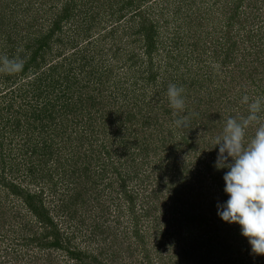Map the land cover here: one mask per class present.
<instances>
[{"label":"trees","instance_id":"obj_1","mask_svg":"<svg viewBox=\"0 0 264 264\" xmlns=\"http://www.w3.org/2000/svg\"><path fill=\"white\" fill-rule=\"evenodd\" d=\"M90 1L96 0H87V2ZM141 1L105 0L107 4L106 15H108L110 20H106V22L108 21L107 25H101L104 23L103 20L97 19L94 11L89 13V9L84 7V4H86L85 0H64L59 10L53 15L52 26L44 33L39 32L33 40L31 39V43L25 46L26 50H30L31 47L33 49L29 57H27V52H22L24 53L22 54L24 57L22 59H25L26 62L23 71L17 73L16 76L19 79L20 77L29 75L26 70L30 65L37 68L41 66L39 61L44 58L42 53L49 48L50 38L55 34V31L63 30L61 27L62 22L69 24L74 17L79 16L81 18L80 26H76L77 33L81 38L84 36L88 37V34L92 36L96 32L99 36L112 41L113 44L120 42H124L123 44H125L127 42L125 37H127V34L131 35L135 49L133 48L132 51L124 52V54L122 53L124 50L122 47L120 51L119 48H116L111 53L117 60H119L117 54L126 55L125 62L122 64H124V67L126 65L130 67L131 78L134 80V83H132L133 89H135L134 91H138L137 97L143 96L144 98L150 93L148 99L155 98L159 101V104L152 108L150 105L151 100L147 99L148 101L139 102L135 98L136 104H133V106L138 108L143 104V107L147 109L144 108L147 113L146 120L150 122V126L155 127L157 124L161 125L163 122L158 121L159 116L152 114L149 117L148 112H152L158 108L159 110L164 109V114H168L170 110L165 106L166 101L163 100L164 94L166 93L167 95L168 85L176 84L177 86H183L186 101L185 114L190 115L191 128L178 129L175 125H172L174 130L163 140V143L169 141L170 143H174L173 147L186 146L189 150H192L191 152L195 155L193 156L194 159L202 163L200 169H192L189 164L185 165L182 180H179V187L186 181L188 182L189 190L177 187L179 191L172 195L174 197L173 200L176 199L178 203L174 209L170 207L167 210V213H169L167 220L173 221L174 225L171 255L184 257L195 264H207V262L218 264L219 260H222L223 264H244L243 258L245 252L250 251V264H264V255L252 254L251 245L247 243V238L241 234L240 225L225 222L217 214V206L222 205L228 199V195L224 192L225 183L223 180V175L228 169H217L215 167L218 146L214 147L211 151L207 150L212 146L214 137L222 132L226 119L229 116H242L238 115V108L241 107V110L243 107L247 108L246 104H238V106L236 104L234 106L232 99L230 97L227 98L230 89H226V84L224 83L227 79H220L222 76L221 73L231 77L232 80L230 79L228 82H235L241 79V83L248 85L250 89V100L254 99L255 96H264V0H214L211 4V9L213 5H216L218 14L212 16L210 11L209 14L203 15V17L201 16L202 19L197 14L190 15L188 21L182 17L183 26H181V35L184 34L183 39L180 41L173 38L174 41L169 47L170 51L164 53V55L166 54L165 59L163 58L164 56L159 57V53H161L158 42L160 40H158L157 35L160 27L159 21L144 19V15L147 14L145 13L146 10L153 8L144 7ZM173 9L172 19L178 23V15L181 13V8L179 5H176ZM140 15H142L141 21L138 20V23L136 22L135 25L131 23L130 29H128L129 32L116 30L115 26L118 25L119 21L129 17V20L135 22L134 19ZM198 19L199 23L192 29L191 25L194 26ZM173 24L175 25L174 22ZM175 27L178 30L177 26ZM11 42L12 40H10ZM184 42L187 43L186 46L188 45L187 48L189 50L186 49L182 52L181 46L184 45ZM14 48L11 47L10 49L14 51ZM86 50L87 48H84V51ZM88 50L86 53L77 56L74 60H81L83 61L82 64L91 65L92 60L99 55L100 59L94 62H97L98 66H101L105 62L106 53L104 46H92V49ZM108 54H110V51ZM235 61L238 63L236 66H233ZM214 64H219L220 68L218 70L215 69L213 67ZM234 73H238L239 76L237 78H235V75L231 76ZM223 76L225 77L226 75ZM4 79L7 82L10 77L5 76ZM41 81L40 78L37 79L36 77H30L28 81L32 84L28 93L32 92L31 97L35 101L43 94V90H40L42 89ZM52 81L55 83L56 79ZM235 92H239V90ZM125 95L124 93L121 97ZM0 97V146L3 147L5 145V142L7 139H10V135L15 132V129L17 131H24L20 135L24 140L21 151L24 156L29 157L28 162L32 165L28 170L41 173L39 181L38 176L29 174L27 179L30 178V182L38 185L36 189H30L26 183L20 181V178H18L19 181L17 180L14 171L16 169L13 165L7 169L10 176L4 175V170L0 171V188L17 195L21 201V205L26 208L29 215L35 221L32 226L31 222L26 223V228L23 229H27V237L21 243L20 241L17 243L30 247V250H37L38 248L45 251L47 260L45 264H53L52 252L55 251L63 253L66 261H75L74 264H91V261L99 262L96 257L82 252L71 243V239L62 230L58 219L53 216L52 213H55V207L53 208L52 205L49 206L45 195L46 192L43 188V185L48 182L49 184L46 187L52 186L54 190L57 189L50 165L55 166L57 162L60 163L64 154L71 157L76 155L80 161V165L73 173L79 170L81 176H85V173L88 172V178H90L89 175L91 174V160L94 163L97 160V169L103 168L102 174H98V179L100 180L104 177V173L109 170L106 169V166L110 167V165H113V173L116 174L115 178L118 180V185L121 188L119 195L110 198L114 201L117 200V203H115L118 214L115 218L117 219V217L121 216V201L125 202L127 204V211L130 213L129 219L131 220L126 239L133 240L140 246H143L145 250L144 256L148 257L147 264H153L149 259L152 249L147 246L144 236L140 233L139 217L135 210L137 194L128 190L126 177L124 176L126 172L128 173L126 175H130L132 178L136 177L139 183H144L149 178V175L139 176L141 174L137 170L138 166H135L136 149L138 146L143 144L147 146L149 143L146 140H142L135 129L133 132H130L134 134L133 138L129 139L127 137L128 126L126 123L133 119L134 114L128 110L126 112L127 117H124L122 121L123 123L121 122L120 125H117V129L115 127L114 133L118 134V137L112 135V144L108 141L105 143L106 146H104L106 157L113 159L108 164H102L99 160L101 158L98 159L97 148H95V158H88L86 160L85 155L77 153L70 146L66 149L67 145H61V149L58 151L54 150V147L58 144L55 139L49 142L45 140L47 144H43L41 150H37L36 139L38 137L37 134L43 129L44 124L42 121L53 119L55 114L53 115L51 111L43 114L41 110L32 109L28 107L30 103L28 101L25 102V100H23V103L27 106L25 109H22L11 104L13 103L11 100L6 102L8 96L5 93L0 95ZM216 102L218 108H215ZM222 102L224 104L228 103V105L219 108ZM32 103L36 105V102ZM107 105V99L99 100V98L89 97V110L85 118V123L89 126L87 128L88 131L98 129L97 127L99 126L97 125L99 123L101 124L99 130L105 136L109 135L108 127L114 125V120L112 119L118 117L121 112L119 110H113L115 114L113 115L107 109ZM27 107L30 110L29 113L27 112ZM81 110L80 108L77 111L83 112ZM223 115L225 118H223ZM82 119L78 122H82ZM171 119L174 124L176 117ZM72 130L76 131L74 138L78 140L77 145H80L79 139H83L84 135L75 127L70 131ZM123 130L125 134H123ZM167 131L169 134V131H171L169 127L166 129L160 128L157 131L154 128H150L149 133L166 135ZM120 134L122 137H120ZM57 135L58 133H56ZM65 137L67 142H71L74 139L70 134L68 137L65 134ZM30 148L31 151H29ZM3 153L4 147L2 149L0 147V164L2 165L10 162ZM207 154L212 159L203 160ZM53 157L54 161L50 162L49 160ZM122 158L130 160L134 165L125 164L122 172H120L118 165L121 167L119 161ZM175 162L173 158L171 169L177 172L178 169L172 168ZM25 177L23 179L26 181L27 179ZM172 183L169 182L170 185ZM174 188L176 189V187ZM89 191H91L90 187H86L84 190L75 191L73 195L60 194L57 201L54 199L56 207L58 206L57 210L59 209L61 214L67 211L69 215L72 204L78 198L87 196ZM151 195L157 198L155 190H152ZM0 208L4 210L0 209V216L5 217V206L0 204ZM145 210L146 214L150 215L154 207L148 206ZM12 217V221H14L18 215L12 214ZM116 221L118 223V220ZM34 225H37V228H33ZM10 227L7 230L4 224H0V243L3 237L6 238ZM151 228L155 230L154 227ZM17 230L13 232L15 233ZM156 243L160 244V242L155 241L154 244ZM123 247L126 249V244ZM0 250L3 253L0 255V264H25L26 261H28V264H39L37 260L42 257L36 251L29 255L30 259L28 260L25 259V254H16L12 248L3 249L0 245Z\"/></svg>","mask_w":264,"mask_h":264},{"label":"rangeland","instance_id":"obj_2","mask_svg":"<svg viewBox=\"0 0 264 264\" xmlns=\"http://www.w3.org/2000/svg\"><path fill=\"white\" fill-rule=\"evenodd\" d=\"M63 1L64 0H0V56L7 55L11 58L19 54L21 58H24L22 56L24 53L22 52H27V57H29L33 48L31 47L30 50H26L25 46L31 43L39 32L44 33L52 26L53 15L59 10ZM213 1L214 0L141 1L144 7L153 8L146 10L145 13L147 14L144 13V19L159 21L160 27L157 31V35L158 40L162 42L158 41L161 51L159 57L164 56L163 58L165 59L166 54L164 55V53L170 51L169 47L174 41L173 38L182 41L184 35H181V26H183L182 17L188 21L190 15L197 14L203 17V15L209 14L210 11L212 16L218 14L216 5H213L211 9ZM85 2L86 4H84V7L89 9V13L94 11L95 17L99 20H103L104 23L101 25H107L108 21L106 22V20L110 19L108 15H106L107 4L105 0L90 2L85 0ZM176 5H179L181 8V13L178 15V23L172 19L174 13L173 8ZM142 15L135 18V22L129 20V17L119 21L118 25L115 26L116 30H125L129 32L128 29H130L131 23L135 25L136 22L138 23V20L141 21ZM76 18L74 17L69 24L62 22L61 27L63 30L55 31V34L50 38L49 48L42 53L44 58L39 61L41 64L39 68L30 65L26 70L29 75L20 77L19 79L16 74L0 73V95L5 93L8 96L6 102L11 100V102H13L11 104L22 109H25L27 106L23 103V100H25V102L28 101L30 103L28 107L32 109L41 110L43 114L47 111H51L53 115L55 114L54 120L42 121L44 126L37 134L38 137L36 139L37 150H41L42 145L47 144L45 140L49 142L55 139L58 144L54 147V150L58 151L61 149V145H67L66 149L70 146V148L76 150L77 153L85 155L86 160L88 158H95V148H97L98 159L101 158L99 160L102 164H108L109 161L113 159L106 157L104 153L105 143L108 141L111 143L112 135L118 137V134L114 133L115 127L117 129V125L121 124L124 117H127L126 112L130 110L134 115L133 119L126 123L128 126L127 137L132 139L134 134L130 132H133L135 129L139 137L149 143V145L145 146L141 142L143 145L138 146L135 151V166H138L137 170H139V174H141L139 176L149 175V178L145 180L144 183H139L136 177L132 178L130 175H126L128 173H124L126 184L129 188L128 190L137 194L135 210L139 217L140 233L144 236L147 246L152 249L149 259L153 264H195L184 257L171 255L174 225L173 221L167 220V217H169L167 210L170 207L174 209L177 206L178 201L176 199L173 200L174 197L172 195L178 192L179 188H186L185 190H189L187 185L188 182L186 181L179 187V180H182L185 165L189 164L192 169H200L202 163L194 159L193 156L195 155L191 152L192 150H189L186 146L173 147L174 143H170L169 141H164L165 143H163V140L174 130L172 127L174 124L171 118L176 117L174 115L175 110L171 108L166 93L163 96V100L166 101L165 106L170 112L164 114V109L159 110L158 108L152 112H148L149 117H151L152 114H156V116H159L158 121L163 122L161 125L157 124L155 126L156 128L150 126V122L146 120V107H143V104L138 108L133 106V104H136L135 98H137L139 102L145 101L148 99L150 93L144 98L143 96L137 97L138 91H134L135 89H133L132 83H134V80L131 78L130 67L127 65L124 67V64H122L125 62L126 55L117 54L119 57V60H117L111 53L116 48H119L120 51V48L123 47L124 50L122 53L132 51L133 48L135 49L131 35L127 34V37H125L127 42L125 44H123L124 42L113 44L112 41L99 36L96 32H94L92 36L88 34V37L84 36L81 38L77 33L78 30H76V26H80L81 24V18H79V16ZM197 23H199V19L194 26L191 25V28L193 29ZM175 26H177L178 30ZM10 40H12L11 43ZM186 44L187 43L184 42V45L181 46L182 52L186 49L189 50ZM92 46H104L105 48V62L101 66H98L97 62H94L100 59L99 55L92 60L91 65L82 64L83 61L81 60H74L77 56L82 55V53H86L88 49H92ZM11 47H15L14 51L16 53L10 49ZM84 48H87V50L84 51ZM109 51L110 54H108ZM237 63L238 62L235 61L233 66H236ZM82 65L83 67H81ZM221 74L222 76L220 79H227V81L224 82L226 84V89H230L227 98L230 97L232 99L234 106L236 104L237 106L238 104H242L240 101L243 95L246 94L250 97L249 86L245 85V83H241V79L235 82H228L231 77H228L227 74ZM223 75H226L225 77L227 78ZM232 75H235V78L239 76L238 73L231 74V76ZM5 76L10 77L7 82L6 79H4ZM30 77H36L42 80V89L40 90H43V94L39 96L37 101L31 97L32 92L28 93L32 86V84L28 82ZM55 79L56 82L54 83L52 80ZM236 90H239V92H235ZM124 93L126 95L121 97ZM91 96L99 98V100L107 99V109L110 110L113 115H115L113 110H119L121 112L118 117L112 119L114 120V125L108 127V136H105L102 131L99 130V127H101L99 123L97 125L99 126L97 127L98 129L94 131H88L87 129L89 126L85 123V118L89 110V97ZM79 98L81 99L78 100ZM76 100L78 101L74 104ZM148 100H151L150 105L152 108L159 104V101L155 98H150ZM32 102H36V105ZM226 105H228V103L224 104L222 102L219 108ZM28 107L27 112L29 113L30 110ZM79 107L83 112L77 111L80 109ZM216 107L218 108L217 102L215 108ZM246 114H248L247 108L243 107L242 110L241 107L238 108V115L246 116ZM81 118H83L82 122H78ZM223 118H225L224 115ZM71 127L80 130L84 135L83 139H79L80 145H77L78 140L74 138L76 131H70L73 129ZM167 127L171 130L169 134L168 131L166 135L161 133H149L150 128H154V130L157 131L160 128L166 129ZM124 129L126 130V128ZM23 132L24 131H17L15 129V132L10 135V139H7L5 145H3V155L8 158L10 162L3 165L0 164V171L4 170V175L10 176L7 169L9 166L13 165L16 169L14 171L17 180L19 181L18 178H20V181L26 183L28 188L36 189L38 185L30 182V178H27L29 174H33L38 176L39 181L41 173L28 170L32 165L28 162L29 157L24 156L21 151L24 140L20 135ZM253 132L254 128H251L250 133H248L249 137ZM56 133H58L57 136ZM65 134L67 137L69 134L72 135L74 139H72V141L70 140L71 142H67ZM123 134H125L124 130ZM120 137H122L121 134ZM0 147L1 149L3 148L2 146ZM29 151H31V148ZM173 158L176 162L173 163L174 165H172V168L178 169L177 172L171 169ZM205 159L212 158L207 154L204 156L203 160ZM49 161H54V157ZM96 162L94 163L91 160L90 178L87 176L89 174L88 172L85 173V176H81L79 170L73 173L80 165V161L76 155L71 157L64 154L60 163L57 162L55 166L52 164L50 165V170L53 173L54 183L57 189H55V191L52 186L46 187L49 184L48 182L43 185V188L46 192L45 195L47 202H49V206L52 205L53 208L55 207V213L52 214L58 219L59 224L62 226V230L66 236L71 239V243L80 250H87L89 254L96 257L99 262L107 264H147L148 257L144 256V247L133 240L126 239L131 220L129 219L130 213L127 211V204L125 202L121 201V216L117 217V219L115 218L118 214L116 211L117 200L114 201L110 198L119 195L121 188L118 185V180L115 178L116 174L113 173L114 167L113 165H110V167L106 166V169L109 170H106L107 172L104 173V177L100 180L98 179V174H102L103 168L97 169L98 165ZM119 163H121V167L118 165L120 172H122V168L125 164L134 165V163L132 164L130 160L125 158L120 159ZM24 176H26V181L23 179ZM191 176H193V174H191ZM174 181L176 182L172 183ZM169 182L172 183L176 189L170 185ZM86 187H90L91 191H89L87 196L80 199L78 198V200L72 204L69 215L67 211L61 214L59 209L57 210L58 206L56 207L55 201L58 200L60 194L73 195L75 191L84 190ZM152 190H155L157 198L152 197ZM0 204L4 205L6 208L5 217L0 216V224H4L7 230L11 226L10 231L7 232L6 238L3 237L0 243L1 247L3 249L13 248L16 254H25V259L28 260L30 259L29 255L37 251V254L42 255L41 259H38L37 262L39 264L47 263L45 251L38 248L37 250H30V247L17 243L19 241L21 243L22 240L24 241L27 237V229H23L26 228V223L31 222V226L33 222L35 223L26 208L21 205L19 197L11 191L0 188ZM148 206L154 207L150 215L146 214L145 210ZM12 214L18 215L17 219L14 221H12ZM116 220H118V223H116ZM151 227H154L156 231L152 230ZM33 228H37V225H34ZM15 230L17 231L14 233L13 231ZM155 241L160 242V244H154ZM124 244H126V249L123 247ZM185 246L187 247V245ZM1 251L2 250H0V255L3 254ZM249 255L250 251L245 252L243 258L244 264L251 263ZM52 258L53 264H74L75 262L66 261L63 253L60 251L52 252ZM99 262L91 261V264H100ZM25 264H28V261H26ZM207 264L211 263L207 262ZM218 264H223L222 260H219Z\"/></svg>","mask_w":264,"mask_h":264},{"label":"clouds","instance_id":"obj_3","mask_svg":"<svg viewBox=\"0 0 264 264\" xmlns=\"http://www.w3.org/2000/svg\"><path fill=\"white\" fill-rule=\"evenodd\" d=\"M25 62L19 56H0V73H20ZM213 67L218 70L220 65ZM184 92L183 86L168 85L167 97L175 110L174 125L178 129L191 128L190 115L185 114ZM240 102L247 105L248 114L229 116L222 132L207 149L211 151L218 146L215 167L228 169L223 175L228 199L217 206V214L225 222L239 224L252 253L264 255V96L250 100L245 94ZM250 128L254 132L249 137ZM81 251L89 254L87 250Z\"/></svg>","mask_w":264,"mask_h":264}]
</instances>
